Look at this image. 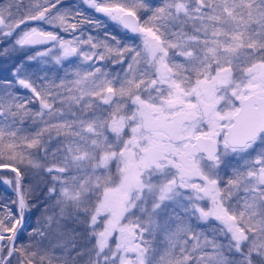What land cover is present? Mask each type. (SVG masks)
<instances>
[{
    "label": "snow or ice",
    "instance_id": "obj_1",
    "mask_svg": "<svg viewBox=\"0 0 264 264\" xmlns=\"http://www.w3.org/2000/svg\"><path fill=\"white\" fill-rule=\"evenodd\" d=\"M0 70V264H264V0H0Z\"/></svg>",
    "mask_w": 264,
    "mask_h": 264
},
{
    "label": "trees",
    "instance_id": "obj_2",
    "mask_svg": "<svg viewBox=\"0 0 264 264\" xmlns=\"http://www.w3.org/2000/svg\"><path fill=\"white\" fill-rule=\"evenodd\" d=\"M0 196H5V195H10L9 190L4 186V185H0ZM39 217V213H35L34 215L30 216L27 220V229L23 234V241H27V237H28V230H30L32 227H34V225H36L37 219Z\"/></svg>",
    "mask_w": 264,
    "mask_h": 264
},
{
    "label": "flooded vegetation",
    "instance_id": "obj_3",
    "mask_svg": "<svg viewBox=\"0 0 264 264\" xmlns=\"http://www.w3.org/2000/svg\"><path fill=\"white\" fill-rule=\"evenodd\" d=\"M98 18L103 19L102 17H98ZM105 23H108V29L107 30L109 32H111L113 34H116L118 36V38L122 37V33H121V31L119 29H117L115 26L111 25V23H109L107 21H105ZM93 31L96 33V35H101L99 37H101V38L103 37V33H104V29L103 28H101L99 30H93Z\"/></svg>",
    "mask_w": 264,
    "mask_h": 264
},
{
    "label": "rangeland",
    "instance_id": "obj_4",
    "mask_svg": "<svg viewBox=\"0 0 264 264\" xmlns=\"http://www.w3.org/2000/svg\"><path fill=\"white\" fill-rule=\"evenodd\" d=\"M86 31H92V34H93L94 36H101V35H96V33H95L92 29H86ZM77 62H78V61H77ZM107 69H108L109 71H119V68H118V67L113 66V65H111L110 63L107 65ZM7 75H8L7 72H4V71L0 70V78L5 77V76H7ZM60 75H63V73L61 72ZM0 194H2V193H0ZM38 213H39V212H38ZM34 227H35V225H34Z\"/></svg>",
    "mask_w": 264,
    "mask_h": 264
}]
</instances>
